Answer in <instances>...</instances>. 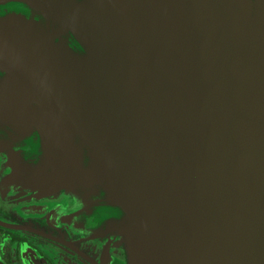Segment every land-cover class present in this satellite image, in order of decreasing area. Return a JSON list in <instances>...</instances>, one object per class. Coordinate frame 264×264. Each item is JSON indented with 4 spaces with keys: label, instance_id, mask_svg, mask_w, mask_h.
Wrapping results in <instances>:
<instances>
[{
    "label": "water",
    "instance_id": "water-1",
    "mask_svg": "<svg viewBox=\"0 0 264 264\" xmlns=\"http://www.w3.org/2000/svg\"><path fill=\"white\" fill-rule=\"evenodd\" d=\"M0 8V149L131 264H264V0Z\"/></svg>",
    "mask_w": 264,
    "mask_h": 264
},
{
    "label": "flooded vegetation",
    "instance_id": "flooded-vegetation-1",
    "mask_svg": "<svg viewBox=\"0 0 264 264\" xmlns=\"http://www.w3.org/2000/svg\"><path fill=\"white\" fill-rule=\"evenodd\" d=\"M22 165L0 149V264H131L122 233L74 210L70 191L43 185Z\"/></svg>",
    "mask_w": 264,
    "mask_h": 264
}]
</instances>
